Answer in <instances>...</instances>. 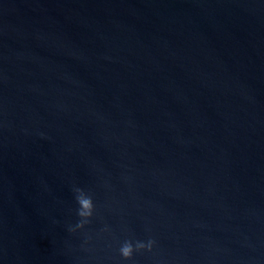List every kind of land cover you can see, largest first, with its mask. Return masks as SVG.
Here are the masks:
<instances>
[{"label": "water", "instance_id": "95a60500", "mask_svg": "<svg viewBox=\"0 0 264 264\" xmlns=\"http://www.w3.org/2000/svg\"><path fill=\"white\" fill-rule=\"evenodd\" d=\"M0 264H264V0H0Z\"/></svg>", "mask_w": 264, "mask_h": 264}, {"label": "clouds", "instance_id": "9594fccd", "mask_svg": "<svg viewBox=\"0 0 264 264\" xmlns=\"http://www.w3.org/2000/svg\"><path fill=\"white\" fill-rule=\"evenodd\" d=\"M75 199L78 204L77 215L80 218H87L91 217L93 211V199L91 196L84 195V190L81 188H75ZM83 220L79 221L76 224V227H82ZM69 231L72 232L73 228L70 226ZM155 240L149 239L147 242L144 241H135V245H133L132 240H126L120 247L119 252L120 256L125 259L129 260L133 258L134 250H142L146 249L148 252H151L154 245Z\"/></svg>", "mask_w": 264, "mask_h": 264}]
</instances>
